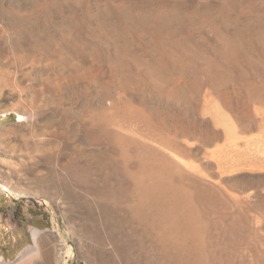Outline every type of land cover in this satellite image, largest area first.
<instances>
[{
	"label": "rangeland",
	"instance_id": "1",
	"mask_svg": "<svg viewBox=\"0 0 264 264\" xmlns=\"http://www.w3.org/2000/svg\"><path fill=\"white\" fill-rule=\"evenodd\" d=\"M235 161L264 164V0H0V172L13 191L0 205L41 231L52 264H88L91 239L43 181L114 190L121 212L149 213L139 190L159 176L184 197L166 213L184 207L191 226L167 237L163 216L133 218L140 264H264V169ZM17 244L0 264L45 249Z\"/></svg>",
	"mask_w": 264,
	"mask_h": 264
},
{
	"label": "bare ground",
	"instance_id": "2",
	"mask_svg": "<svg viewBox=\"0 0 264 264\" xmlns=\"http://www.w3.org/2000/svg\"><path fill=\"white\" fill-rule=\"evenodd\" d=\"M216 118L218 120V117ZM228 129L229 128H227L226 130L228 131ZM145 163L147 162L145 161ZM145 163L143 166L141 165L140 167L141 171L139 170V173H142V171L143 173L149 171V173L151 175H154L155 176L154 178L157 179L156 175L158 174L160 175L158 170L160 167L158 168L157 165L153 167L154 165L153 166L150 165L151 163L146 166ZM251 166L250 168H253ZM230 168L233 169V166L231 165L229 169ZM77 178L78 177H76L75 179ZM158 179L157 180L154 179L152 183L145 188V190H139V192L143 195V198L149 203V209H150L149 213H147L143 209H140L138 206H137L138 210L135 213L133 212V205L130 206V210L127 208L126 212L123 211L121 212L120 209H117L116 206L114 207L110 203L111 196L114 197L113 195L115 193L114 190H71V188L70 190L68 189L53 190V189H57V183H54L55 181L52 180L49 181L47 180L42 182L43 186H45L47 190H40V191L45 192V194L49 196L50 194L55 195L62 192L65 194L67 199H70L71 202H73L72 203L73 207L71 209L73 211L74 217L72 219L76 218L82 221L81 224L82 232L92 241V243L91 241L88 242L89 246H87L88 264H140L143 261L141 257L142 255L145 256L148 263L150 260L147 258V254L145 252L142 251L140 253L134 252L133 218L139 220L142 223H147L153 226L158 224L159 219L161 218L160 216H163L162 220H165L168 223V225L164 227L161 233L162 235L167 234V237H168V232H170V230H172V233L175 234L178 233L181 228L186 226L190 228L191 226V220L189 219V217H187L188 213L183 212L184 207H182L183 209L181 210V212L176 214L174 218H172V214H170V212L166 213V211H168L170 208L171 209L174 208V205L175 208L178 209L177 206L179 207V204L181 202L183 203L184 197L181 193L179 194V192L172 190V187L170 188L162 181H158ZM64 185L66 188L67 185L66 184ZM5 187H6V191H8L9 193L13 192L12 189L7 185ZM152 187L155 190H153ZM121 191L123 192V190ZM124 191L128 192V198L129 197L133 198V190H124ZM122 195L123 194H121V196ZM121 196L119 195V197ZM116 197L117 196H115L113 199H116ZM155 212H157V214ZM163 212H165V214H163ZM171 218L173 221H168L169 219L171 220ZM143 225L146 227L145 224ZM40 235H41V231L39 229H35L33 231V240L35 246H37L38 249H41L40 248V242H41V244L45 249L43 250V254L41 255L40 259L34 262L33 264H52V256H53L52 250L50 249V247H48L47 238H42ZM165 237L166 236H164V238ZM162 241L163 240H161V243H165L164 241L163 242ZM140 248L143 249L142 244H140ZM167 250L169 251V249ZM23 263L28 264V262L27 263L23 262Z\"/></svg>",
	"mask_w": 264,
	"mask_h": 264
},
{
	"label": "crops",
	"instance_id": "3",
	"mask_svg": "<svg viewBox=\"0 0 264 264\" xmlns=\"http://www.w3.org/2000/svg\"><path fill=\"white\" fill-rule=\"evenodd\" d=\"M253 164L235 161L233 164V167L234 168L238 167L242 170H247V171H257V172L263 171L264 164H260L259 162H256V163L254 162ZM250 166L253 168H250ZM6 185L10 187L9 178L7 176L4 177L3 174L0 172V195H1L2 201H4V198H5L4 194L5 195L11 194L8 191H6V187H5ZM3 212H4L3 204L1 203L0 205V261H6L10 259V253L7 252V250L14 251L18 245L17 243L21 241V238H23V240L29 244L31 242H34L32 233L29 232L28 224L20 225L14 222H10L6 219V216L3 214Z\"/></svg>",
	"mask_w": 264,
	"mask_h": 264
}]
</instances>
